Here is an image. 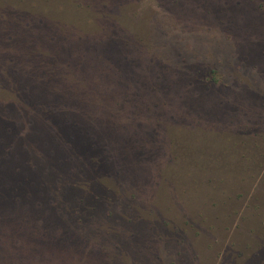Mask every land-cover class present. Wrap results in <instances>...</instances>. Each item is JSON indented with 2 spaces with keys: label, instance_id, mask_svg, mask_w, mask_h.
I'll list each match as a JSON object with an SVG mask.
<instances>
[{
  "label": "rangeland",
  "instance_id": "1",
  "mask_svg": "<svg viewBox=\"0 0 264 264\" xmlns=\"http://www.w3.org/2000/svg\"><path fill=\"white\" fill-rule=\"evenodd\" d=\"M7 1L11 6L18 4V0ZM91 1L93 6L95 0ZM114 1L109 14L114 19L112 35L127 39L130 50L108 38L98 53L101 68L83 77L80 74L87 80L85 86L80 85L89 92L99 88L98 93L108 97L115 90L139 86L138 95L146 85L142 78L146 59L154 55L166 67L185 73L184 79L192 83L183 90L196 97L206 115L197 124L195 118H184L179 98L176 106L161 109L160 114L167 115L163 120L171 123L163 124L162 133L151 129L152 124L148 129L146 119L152 115L143 113L135 127L123 114L97 127L91 100L88 105L63 103L66 100L44 104L28 81L23 88L13 75L8 77L15 85L8 87L4 71L17 62V51L9 44L43 41L48 36L39 31L21 35L17 28L24 24V14L6 10V0H0V264H58L60 248L67 255L74 249L82 254L71 264H91L90 255L101 250L108 252V264H264V0ZM95 7L100 8L98 3ZM82 9L92 10L90 5ZM25 12L30 18L41 14L33 9ZM41 15L43 24H35L37 30L50 28L62 40L87 39L59 33L56 26L66 30L67 19L58 24L49 13ZM81 18L76 24L82 30L100 24ZM135 40L146 47L143 57L134 47ZM11 57L14 62L8 63ZM210 68L227 84L218 92H204L195 84L194 76L205 77ZM155 93L163 99L178 94L175 89L152 92L154 99ZM214 102L217 105L211 110ZM106 104L119 111L125 108L122 103ZM80 113L84 114L79 126L85 128L83 134L73 125H78ZM142 115L146 118L141 119ZM232 117L242 124L237 138L242 144L241 140L231 143L235 130L231 132L228 122L234 125ZM64 120L68 123L62 126ZM133 127L139 131L136 138L148 141L153 137L144 153L134 148L144 147L142 140L129 143ZM152 135L161 139L153 151L150 145L156 140ZM183 153H203L213 160L209 166H189ZM239 154L246 157L240 163L254 174L236 186V191H243L241 197L226 199L235 193L229 189L235 177L226 170L239 168L234 164ZM150 155L164 167L174 165L179 173L185 172V179L189 174L202 179L200 194L190 190L188 197L183 187L165 180L161 189L167 194L174 190L177 196L163 194L165 198L154 207L155 198L150 195L155 181L162 185V179L154 173ZM75 176L82 186L97 189L100 200L81 203L75 197L80 190L66 186V179ZM134 178L140 185L131 189L129 182L132 186ZM68 205L83 208L78 224V215L68 216ZM67 259L66 264L72 260Z\"/></svg>",
  "mask_w": 264,
  "mask_h": 264
},
{
  "label": "trees",
  "instance_id": "2",
  "mask_svg": "<svg viewBox=\"0 0 264 264\" xmlns=\"http://www.w3.org/2000/svg\"><path fill=\"white\" fill-rule=\"evenodd\" d=\"M95 3H98L100 8L96 9ZM7 6H5L6 10L9 9H17L16 11H21L24 17V24L21 26L18 25L17 31L20 32L21 35H34L35 33L42 32L44 34L39 33L40 35H46L48 36L47 38H55L54 40L50 39H44L43 41H37V40H21L18 41L17 43L12 42L9 45L11 48L16 49L17 51V61L15 63V67L11 69H7L4 71V79L8 80L7 86L9 87L11 84H14V81L11 77H8L10 75H13L17 78V81L21 84V87L25 88L26 82H29V86L32 87V91L36 93V97L39 102L43 101L46 103H49V101H59L61 102L62 100H66V102L63 103H68V102H76V103H83L85 105H88L91 100L94 105H91L95 112V115L97 116V120H94L95 123H99L97 127H100L101 124H111L113 121H116L118 119L120 114H123L126 117H129L131 122L135 124L138 122L137 119L140 118V114H151L152 119H146L147 120V125L148 129L150 127V124H152V128L156 127L159 129V133H162V127L163 124H171L168 123L167 121H164L163 118L166 117L167 115L160 114L162 112V107L165 105L167 107L168 104H171L172 106H176L177 101L181 100L182 102V107L180 109V113L184 118H195L194 124H197L199 122V119L202 118V116H205L206 111L201 108L200 104L198 103L196 97L188 92H184V86L186 84L192 83L190 79H184L185 73H182L181 71L177 70H172L164 64L162 59L159 57H155L154 55L147 57L146 61L148 65H145L146 72H143V79L146 81L145 87H142L143 89L140 90L139 94L137 95L135 90L138 89V87L130 88H123V89H118L115 90L114 95L112 97L108 96H101L98 93V90H95L96 92L92 91L89 92L85 90V87L81 86L79 82L84 83V86L87 82L85 78H81L80 74H84L86 72H94L98 69L101 68V63L99 60L98 53L100 50L101 45L106 43V40L110 38L112 42H115L118 46L123 47L125 51L127 52L130 50L128 47V40L121 38L118 36V39L113 37L112 30H114V25L113 23V18L110 19L109 14L113 12V5L116 4L114 0H95L93 2L91 0H18V4H14V6H11V3L6 0L5 3ZM27 4L29 6H27ZM90 5L92 10L86 9V11H83L82 7L88 8ZM27 6V7H25ZM33 9V12H38V13H49L51 18L53 20H58L54 21L55 23L62 24L66 23L63 19H67V22L69 25L66 26L65 29H59V25H57V30L59 33L64 34L65 36H73L77 34V38H87L86 40H78V41H68V40H62L60 37L57 36H62V35H56L55 33H52V29L49 28V30L42 31L40 27L39 30L36 29L35 24L41 25L43 24V15L39 14L34 16L33 18H30L31 16L25 12V11H30ZM81 17L85 18L86 20H92L95 22H98L100 24L94 25L96 27H87L88 30H82L81 26H77V22H80ZM45 18V17H44ZM33 20V21H32ZM89 23V22H88ZM14 24V23H13ZM100 27V28H99ZM37 30V31H36ZM102 32V33H101ZM74 33V34H73ZM101 33V34H100ZM124 33V32H123ZM109 44V43H108ZM99 46V48L97 47ZM133 45V43H132ZM134 47L136 51L139 53H142V57L144 49L146 48L144 44L141 42L135 40ZM92 48L94 49L93 52ZM68 49L70 52L69 54H73L74 58L70 55H67ZM98 49V50H97ZM149 49V48H147ZM91 52V53H90ZM139 58V57H137ZM141 59V58H140ZM8 63H13V57L7 59ZM99 61V62H98ZM82 75V77L84 76ZM142 75V74H141ZM153 75V80L150 79V76ZM190 75V74H189ZM3 77V76H2ZM9 79L11 81H9ZM157 80V81H156ZM195 84H198L200 89L204 92H218L220 87H226V83H224L221 75H219L218 71L214 68H210L207 70V74L205 77L199 76L195 77ZM156 81V82H155ZM15 85V84H14ZM110 84L107 83L106 88H109ZM177 90V95L172 97V96H167V99L160 96L159 94H156L157 97L154 99L152 96V92H164L166 91L167 93L170 90ZM100 91V90H99ZM222 99V98H220ZM106 102H115L116 104L122 103L125 105L124 110L119 111L116 110L114 106H108ZM218 102V101H216ZM214 102V103H216ZM91 103V102H90ZM213 103V104H214ZM42 104V103H41ZM217 105L214 104L211 106V110ZM45 106V105H44ZM80 106V105H78ZM139 107V109H137ZM158 107V108H156ZM170 108V107H169ZM197 111H193V109H196ZM171 109V108H170ZM40 111L41 108L38 109L37 111ZM137 110V111H136ZM209 110V109H207ZM84 114L80 113L76 118L79 121L78 125L75 123L73 124L76 129L77 133L83 134L86 130L85 128L79 127L82 125V116ZM87 117H89V113H86ZM64 118V117H62ZM146 118V115H142L141 119ZM65 124L62 126H65L66 120L63 121ZM232 122L234 123L231 124L230 122L229 125L231 127V132H233L232 137V145H236L235 140H241L237 139L239 136V129H241L242 124L237 121L236 119H233L232 117ZM145 124V122L141 121L139 124ZM38 125V123H37ZM136 126L139 127L137 124ZM131 128L129 133L133 135V137L130 139L129 138V143L130 144H135L139 140H142V145L144 147H134L136 150H140L141 152L144 153V151H147L148 147V142L153 140V137L146 138L148 141L144 140L143 138L145 137H140L136 138L139 135V131L136 130L135 128ZM84 129V131H83ZM66 131V130H65ZM71 132L69 131V134ZM124 136V135H123ZM155 136V135H152ZM124 138H127L124 136ZM136 138V139H134ZM81 141L82 138L80 137ZM155 144H151V150L157 149L158 145H161L160 141L161 139L159 137L155 136ZM137 141V142H136ZM175 140L172 139L170 142H174ZM242 140L240 141L239 144H242ZM132 144V145H133ZM93 145V144H91ZM146 146V147H145ZM253 146H256V143H253ZM61 149H64L63 146L59 145ZM236 149V148H235ZM4 151L6 149L4 148ZM149 155V154H147ZM153 155V154H151ZM149 156L150 159V165L154 168V173L156 176L160 179H162V185L159 180L155 181L156 182V187L152 189V198L154 199L153 206H159V203L161 200H163L165 197H162L163 194L169 195L171 198L173 197V193L175 196L176 192L173 190L172 193H166L164 192L163 189L165 186V180H168L169 182L173 180V182H170L172 186L174 185H180L181 187L184 188L183 192L186 193L185 195L190 197L192 194L190 190H193V192H196L198 194L200 189V185H202L203 180L198 179L197 177H194V175L189 174L188 172V179H185V172L179 173L177 167L174 165L171 166H166L164 167V164L161 165V162L158 160L156 161L155 157ZM184 155V156H183ZM183 160H189L187 161L188 165H193L195 167H203L207 166L208 164L210 165V161L213 160V158H209L204 156L203 153H194L193 155L190 154H185L183 153ZM236 155V154H235ZM239 161L237 163H234L237 167L229 168L226 171L229 170V175L232 174V176L235 177V181L233 180L231 188H229L231 191L235 192L233 195L229 194L226 196V199H234L237 197H241L243 195V191L241 189L237 190L239 187L238 186L242 181H246L247 178L250 179L252 175L254 174L252 169H248V167L244 163H240L246 159L245 155H238ZM71 160H73V157L70 156L68 157ZM72 163V161H69ZM207 162V164H206ZM186 164V163H184ZM242 164V165H240ZM208 165V166H209ZM47 171V169L52 171L50 168H43ZM42 169V170H43ZM202 171V170H201ZM210 171V170H209ZM215 171V170H212ZM43 172H45L43 170ZM54 172V171H53ZM68 174H71V170L68 171ZM66 173V174H67ZM231 173V174H230ZM174 175V176H173ZM77 176H75L73 179L69 177L66 179V186H69L74 189H78L79 194H76V198L81 203H85V200H95L97 199L100 200L99 194H97L98 190L95 188H89L87 185L82 186L77 179H75ZM98 180V177L95 178ZM135 180L132 183V186L130 185L129 182V188H137L140 184H136V181H139L138 178H134ZM64 180H61V186H63ZM128 182V181H127ZM65 185V183H64ZM188 187L187 190H185ZM192 188V189H189ZM161 189L159 193H157V190ZM182 189L180 190L181 193ZM230 191V192H231ZM132 193H137L136 191H132ZM158 201L157 203H155ZM226 201H221L217 203L219 206L220 204H224ZM166 206H170V204H166ZM131 207H129L130 209ZM167 209V208H166ZM66 210H68L69 215L68 216H74L78 215V220L76 221V224L80 222V216L83 214L81 213L83 208L77 205V207H69L66 206ZM138 219V218H134ZM155 226V224L153 223ZM150 225L149 227H151ZM153 226V227H154ZM59 229V228H58ZM57 229V230H58ZM131 234V232H129ZM68 242V241H67ZM66 242V244H68ZM68 247V246H67ZM53 252V251H52ZM66 249H58L56 251V256L58 255L57 261L58 264H66V258L68 264H71L75 259H81V253H79L74 249L72 250L68 255L66 253ZM79 254V255H78ZM77 256V258H75ZM86 256H89L88 254ZM108 252L105 250L98 251L97 255L94 254L93 256L90 255L91 258V264H108L109 259ZM97 258V259H96ZM56 259V260H57Z\"/></svg>",
  "mask_w": 264,
  "mask_h": 264
}]
</instances>
